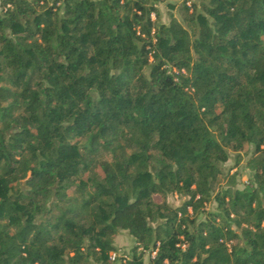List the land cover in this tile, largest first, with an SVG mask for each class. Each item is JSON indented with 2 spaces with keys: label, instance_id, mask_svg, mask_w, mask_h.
<instances>
[{
  "label": "trees",
  "instance_id": "1",
  "mask_svg": "<svg viewBox=\"0 0 264 264\" xmlns=\"http://www.w3.org/2000/svg\"><path fill=\"white\" fill-rule=\"evenodd\" d=\"M158 1L0 0V264H264V0Z\"/></svg>",
  "mask_w": 264,
  "mask_h": 264
},
{
  "label": "rangeland",
  "instance_id": "2",
  "mask_svg": "<svg viewBox=\"0 0 264 264\" xmlns=\"http://www.w3.org/2000/svg\"><path fill=\"white\" fill-rule=\"evenodd\" d=\"M179 2V0H161L158 1V5L161 11V20H168L170 13L174 12L179 15L177 7H172L170 3ZM156 17V15H154ZM249 146L247 145V148ZM236 152L231 150L229 154V159L224 163L223 168L224 171H238L240 174L238 175V184L239 186H244V183L249 179L250 177V169L246 166V160L249 156V154H245L243 159L241 160L240 164H236ZM157 199H162V196L157 195ZM168 201L173 205H178L182 201V197L177 194L170 192L167 194ZM215 202L211 204V206H214ZM115 243L117 245L118 250L122 253L123 251H126L129 253L131 251V248L134 244L132 236L129 234L127 229H122L116 236H115ZM146 257H148V253L146 254ZM97 264V263H94Z\"/></svg>",
  "mask_w": 264,
  "mask_h": 264
},
{
  "label": "built area",
  "instance_id": "3",
  "mask_svg": "<svg viewBox=\"0 0 264 264\" xmlns=\"http://www.w3.org/2000/svg\"><path fill=\"white\" fill-rule=\"evenodd\" d=\"M159 1H161V0H159ZM188 3H191V1L188 0ZM153 15H155V14H153ZM120 253L121 252L119 250H113V251H111V254H110L111 260L115 261L117 259V257L120 255ZM155 253H156V251L153 250L152 251V255H154Z\"/></svg>",
  "mask_w": 264,
  "mask_h": 264
}]
</instances>
